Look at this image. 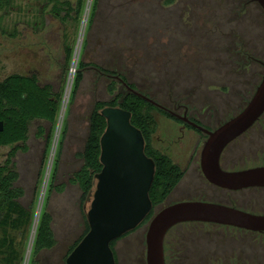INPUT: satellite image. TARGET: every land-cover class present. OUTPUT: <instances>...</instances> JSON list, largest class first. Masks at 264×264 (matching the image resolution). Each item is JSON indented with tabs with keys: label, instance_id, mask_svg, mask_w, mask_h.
<instances>
[{
	"label": "rangeland",
	"instance_id": "obj_1",
	"mask_svg": "<svg viewBox=\"0 0 264 264\" xmlns=\"http://www.w3.org/2000/svg\"><path fill=\"white\" fill-rule=\"evenodd\" d=\"M94 1L86 0L80 18L68 23L53 15L52 5L46 0H14L9 9L0 12V80L13 73L36 74L41 84H51L62 94L56 123L34 120L28 150H19L13 159L20 173L18 184L26 190L22 202L35 209L24 239L22 264L30 263L44 208L54 217L57 238V245L44 254V264H67L70 246L85 231L90 202L84 204L81 188L71 179L84 163L81 154L96 103L109 102L126 91L125 81L115 73H107V69L120 72L128 84L146 90L171 110L183 113V108L177 109L180 104L206 109V116L200 118L216 126L246 106L251 89L264 75V65L246 57V69L231 64L230 38L219 46L223 36L237 33L235 29L247 32L248 51L264 60V9L255 0L245 5V0H100L91 26ZM67 46L73 49L70 60ZM82 61L88 65L74 96ZM151 112L158 124L154 146L186 166L197 135L190 131L191 136L181 137L177 121L155 108ZM212 114L213 119L209 118ZM203 144L195 153L199 168ZM16 145L0 146V165L6 163ZM224 163L246 167L264 164V116L226 151ZM192 185L195 190L190 188ZM205 193L218 197L204 181L201 169L195 173L190 168L169 200L155 212L170 202ZM150 221L116 243L119 264H147ZM183 228L194 232L190 237L198 256L202 247L208 251L206 258L201 256L196 264H230L250 255L246 258L252 261L253 248L256 259L260 264L264 262V247L253 240L243 243L238 232L212 226ZM207 231L214 238H206ZM16 236L22 239L20 233Z\"/></svg>",
	"mask_w": 264,
	"mask_h": 264
},
{
	"label": "water",
	"instance_id": "obj_2",
	"mask_svg": "<svg viewBox=\"0 0 264 264\" xmlns=\"http://www.w3.org/2000/svg\"><path fill=\"white\" fill-rule=\"evenodd\" d=\"M264 9V0H256ZM124 82V81H123ZM134 94L176 115L124 82ZM101 114L107 128L101 137L102 170L88 196L89 232L67 258V264H118L112 242L138 228L154 208L150 191L157 166L146 152V139L132 122V112L121 106H106ZM264 115V75L246 106L220 127L209 131L201 150L205 177L228 189L264 185V165L237 171L225 170L221 158L230 143L252 128ZM195 126H198L195 124ZM4 123L0 121V131ZM186 221L229 224L264 230V216L202 200H184L162 208L150 221L146 234L147 264H166L164 242L168 231Z\"/></svg>",
	"mask_w": 264,
	"mask_h": 264
},
{
	"label": "trees",
	"instance_id": "obj_3",
	"mask_svg": "<svg viewBox=\"0 0 264 264\" xmlns=\"http://www.w3.org/2000/svg\"><path fill=\"white\" fill-rule=\"evenodd\" d=\"M52 5L51 12L62 22L68 23L71 19L78 20L84 11L86 0H46ZM249 0L244 1V5ZM252 1V0H250ZM14 0H0V12L6 11L13 5ZM100 0L94 1L91 26L94 23L95 16ZM242 15V13H241ZM242 24L244 19L240 17ZM237 31L235 35L223 36L219 46L226 44L225 39L230 38V53H232L233 61L231 64L239 65V60L246 57L249 61H254V56L264 63L260 56H256L248 51L246 43V33ZM249 55H252L249 57ZM66 56L70 60L73 56V49L66 47ZM241 57V59H239ZM84 61L80 63V71L76 77L74 85V96L77 94L83 79L84 68L87 66ZM263 65V64H262ZM241 69V68H240ZM115 73L119 75L125 82V76L117 71H108L107 73ZM263 75V73H262ZM260 78V73L258 75ZM128 83V82H127ZM141 94L153 99L146 90H138L135 85L129 84ZM257 85H254L247 98L245 104L250 100ZM112 86V90H114ZM125 93L120 92L119 95L109 102L98 101L92 111L90 117L89 133L85 143L83 153L82 167L76 171L71 182L78 185L82 190V198L84 204L88 201L90 192L95 187V177L99 173L103 164L101 162V137L107 128V119L101 114V110L110 106H121L132 112V122L141 131L146 139V152L148 156L156 161L157 172L150 196L154 204V210L148 215L143 224L154 216L155 209L170 196L178 184L186 175V170L168 154L156 148L153 143V137L157 131L156 116L151 109H157L162 114L174 119V117L166 110L159 108L144 97L134 94L127 87ZM61 93L54 90L51 84H41L36 74L13 73L4 80H0V121L4 123V130L0 131V146H8L17 144L11 152L4 165H0V264H22L24 260V239L28 236L29 227L32 223L35 209L34 205L26 206L22 199L26 194L24 187L18 184L20 173L14 164V157L21 149L28 150L27 142L29 140L31 123L36 119H43L51 124H55L61 104ZM244 104V105H245ZM163 105V104H162ZM243 109V106L242 108ZM240 109V111H241ZM263 119V117L260 119ZM41 133L45 129L41 127ZM22 144V145H20ZM53 188L50 189L52 191ZM54 217L47 208L41 212L38 222L36 237L32 257L29 264H44L43 256L47 251L52 250L57 245V238L53 227ZM90 226L86 215V228L83 234L70 246L66 261L70 253L80 243V241L89 232ZM20 233L22 239L16 236ZM131 232L124 236H127ZM123 236V237H124ZM122 238V237H121ZM114 240L112 247L115 251L119 264L117 252L115 250L116 243L121 239Z\"/></svg>",
	"mask_w": 264,
	"mask_h": 264
},
{
	"label": "flooded vegetation",
	"instance_id": "obj_4",
	"mask_svg": "<svg viewBox=\"0 0 264 264\" xmlns=\"http://www.w3.org/2000/svg\"><path fill=\"white\" fill-rule=\"evenodd\" d=\"M250 56H252V55H249V57ZM243 60L244 59L239 60L238 67L241 69H246L248 67V64L244 63ZM251 62H258V63H261L264 65V63H262L261 60H259V59L256 60L255 56H254V61H251ZM223 88L229 89V86L224 85ZM166 108H168V107H166ZM178 108H183L184 112L180 113V112H177L175 110H171L170 108H168V109L176 114L173 116L170 113L174 117V120L180 124L179 129H180L181 137L188 138L187 136H191L189 134L191 131V132H194L195 135H197V137H196L197 140H195L194 149L192 151L189 163L186 166H183L182 164L176 162L174 159L173 160L175 163H178L183 169H185L186 173H187V170H189L190 168H192L193 172H195V173L201 169L204 181L207 183L209 188H211L214 191L215 195H217L218 197H215L214 195L209 196V195H206V193H205V196L203 195L202 197H197V198L191 196L190 198L170 202L169 204H166L164 207L169 206V205L174 204V203H177V202H180V201H184V200H202V201L215 202V203L231 206V207L240 209L244 212H248V213H251L254 215L264 216V185L251 186V187H246V188H241V189L224 188V187H221V186L216 185L214 183H211L205 177V175L202 171V168H201V155H200V168L196 163L198 160H197V158H195V153H196L199 145L202 142L205 143L206 140L208 139V137H209L208 132L217 129L222 124H224L226 121L224 123L218 125V126L209 125L200 118V117H203L204 115L206 116V113H204V111H203V110L206 111V109H200V108H192L191 109L189 107V105H187V104L186 105L180 104L179 107H177V109ZM214 117H215V115L212 114V116L210 115L209 118L213 119ZM260 119L258 120V122H260ZM195 124H197L198 126H195ZM246 133H244L243 135H245ZM243 135H241L239 138H237L232 143H230L228 145V147L225 149V151L223 152L222 158H221V166L223 169L229 170V171H237V170H242V169H246V168H251V167L240 166V165L231 166L229 164L226 165L224 163V156H225L226 151H228L236 143V141L238 139H240ZM162 152L168 154L165 151H162ZM168 155L172 158V156L170 154H168ZM194 164H196L195 167H193ZM261 165H264V164H261ZM261 165H258V166H261ZM253 167H255V166H253ZM180 183L178 184V186L180 185ZM178 186L175 188V190L178 188ZM190 188L195 190V187L193 185L190 186ZM173 192L170 194V196L166 199V201L164 203H166L169 200V198L171 197ZM153 210H154V208H153ZM155 214H156V212H155ZM193 225H198L199 227H205L204 229H207L206 227H208V226H212V227H221V228L233 230L235 232H238L239 235H241V237H243V243L248 242L249 240L250 241L253 240V243L256 241V244L264 247V230H262V231L251 230V229L242 228V227H238V226H234V225L221 224V223H216V222L186 221V222H182V223L175 225L166 234L165 242H164L166 264H196L201 256H202V259L206 258V254L208 253V251L204 247L201 248L203 251L199 250V254L201 253L199 256L197 254V247L196 248L192 247V240H191L190 235L194 232L192 230L190 231L188 229L183 228V227H188V226H193ZM138 228H136L135 230H137ZM179 229H181L182 231H180ZM135 230H133V231H135ZM201 235L204 236L203 234H201ZM205 236H206V238H212V237L214 238V236L210 235V232H208V231L206 232ZM219 238H221V237H218V239ZM257 242H261L262 244L257 243ZM238 249H242V248L239 246ZM255 251L256 250L253 248V253H255ZM253 253H252V256H253L252 261H250L248 258H246V257H250L251 256L250 255V256L244 257L241 260L237 259V261H231L230 264H260L261 263L260 260L256 259V254H253ZM241 254H243V253H241ZM241 254H240V256H242ZM226 264H228V263H226ZM262 264H264V262Z\"/></svg>",
	"mask_w": 264,
	"mask_h": 264
}]
</instances>
